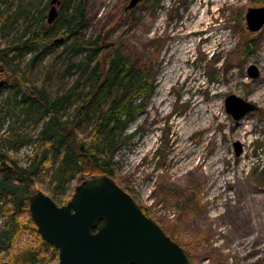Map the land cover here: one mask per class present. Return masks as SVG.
<instances>
[{"label":"rangeland","instance_id":"rangeland-1","mask_svg":"<svg viewBox=\"0 0 264 264\" xmlns=\"http://www.w3.org/2000/svg\"><path fill=\"white\" fill-rule=\"evenodd\" d=\"M2 1L0 12L8 4L12 15L0 31L5 48L18 43L29 20L46 4L47 17L52 0ZM129 1L84 0L86 37H103L133 67L149 68L154 78L153 95L121 135L111 180L183 248L191 264H264V26L249 32L244 19L249 8L263 7L264 0H142L124 11ZM192 15L203 19L197 31L183 40L174 37L183 23L194 22L195 17L187 19ZM184 43L189 48L181 57ZM57 54L55 50L35 62L31 84L23 89L30 91L35 84L56 90L77 78V72L64 74L68 57ZM29 58L26 54L19 60L22 72ZM250 65L258 68V78H248ZM230 95L259 110L232 120L224 107ZM9 96L0 86V99ZM210 106L213 113L206 112ZM10 121H0V134ZM90 129L86 124L78 132L86 139ZM23 130L29 132L30 125ZM189 147L195 163L201 155L206 159L199 171L207 164L218 169L210 183L187 172L184 154ZM5 149L27 165L31 144ZM29 240L26 233L19 245ZM2 262L7 261L0 251Z\"/></svg>","mask_w":264,"mask_h":264},{"label":"trees","instance_id":"trees-1","mask_svg":"<svg viewBox=\"0 0 264 264\" xmlns=\"http://www.w3.org/2000/svg\"><path fill=\"white\" fill-rule=\"evenodd\" d=\"M59 6L51 25L44 15L46 4L29 20L16 45L0 46V86L10 94L0 99V121L11 119L0 134V251L10 264L56 263L57 250L41 239L30 218L29 197L45 187L54 202L64 204L83 179H111L121 135L155 90L149 68L133 67L101 36L86 37L84 0H60ZM9 9L7 4L0 12V31L12 18ZM55 50L68 57L64 74L77 72V78L56 90L35 84L30 91L23 89L31 84L35 62ZM26 54L30 58L22 72L19 60ZM26 124L29 132L23 130ZM86 124L91 129L84 139L78 131ZM26 144L32 151L27 165L21 166L5 148L16 151ZM26 233L29 242L19 245Z\"/></svg>","mask_w":264,"mask_h":264},{"label":"water","instance_id":"water-1","mask_svg":"<svg viewBox=\"0 0 264 264\" xmlns=\"http://www.w3.org/2000/svg\"><path fill=\"white\" fill-rule=\"evenodd\" d=\"M141 1L130 0L124 11ZM59 4L51 1L48 24L56 19ZM244 19L249 32L261 30L264 6L249 8ZM246 74L256 79L258 68L250 65ZM224 107L234 121L259 110L235 95L225 99ZM235 154H240L238 145ZM28 211L41 239L57 250L55 264H191L183 248L106 176L83 179L63 205L36 191L28 199Z\"/></svg>","mask_w":264,"mask_h":264},{"label":"bare ground","instance_id":"bare-ground-1","mask_svg":"<svg viewBox=\"0 0 264 264\" xmlns=\"http://www.w3.org/2000/svg\"><path fill=\"white\" fill-rule=\"evenodd\" d=\"M194 17H195L194 22L191 21V22L186 23V24L183 23L182 24L183 28L175 31V34L173 36L176 37L177 39L183 40V39L187 38L188 36H190L191 34L195 33L197 31L198 25L200 24V22L203 19L197 17V15L196 16L192 15L191 18H187V19L193 20ZM185 21H186V19H185ZM156 30L157 31L160 30V23L159 24L156 23ZM180 47L182 49L181 57L185 56L187 49L189 48L188 43H184ZM214 111H215V108H213V106H210V109L206 110L207 113H213ZM192 152H193L192 148L189 147L186 149V152L184 154L185 160H187L186 165H185L187 172L191 173V174H193V175H195L201 179H205V180H207V182L210 183V181L212 179L211 176L218 174V169L214 168L213 170H211V168H210L211 165L207 164L205 169L199 171L198 170L199 167L206 163V159L204 158V155H201L198 157L199 158L198 162L195 163L197 158L191 157Z\"/></svg>","mask_w":264,"mask_h":264}]
</instances>
